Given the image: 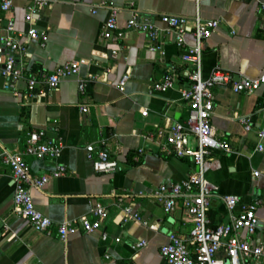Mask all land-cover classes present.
Listing matches in <instances>:
<instances>
[{
    "label": "crops",
    "instance_id": "obj_1",
    "mask_svg": "<svg viewBox=\"0 0 264 264\" xmlns=\"http://www.w3.org/2000/svg\"><path fill=\"white\" fill-rule=\"evenodd\" d=\"M100 0H49L50 6L25 20L31 0H13L9 12L0 10V20L11 18L14 35L25 43V52L16 53L23 66V78L6 85L0 76V151L22 152L28 133L43 130L45 139L62 145L58 162L66 174L50 178L31 196L38 210L54 223L50 234L35 230L30 223L12 213L14 181L7 166L0 163V264H168L159 252L170 233L189 238L191 220L180 203L174 211L164 212L151 193L160 183L179 181L195 171L189 158L163 152L150 132L175 122H183L188 113L180 89L188 84L190 65L181 58L172 32H165L159 15L176 14L189 20L184 35L193 44L190 33L196 14L202 19H217L219 26L203 43L202 75L216 68L227 71L231 80L212 88L214 109L211 123L215 136L225 139L230 152L212 150L205 163V176L218 186V196L210 202L212 225L224 223L228 211L221 195L240 197V205L260 200L256 208L257 226L242 237L259 243L264 264V152L257 150L260 129L264 127V84L253 93L233 92V82L242 77L255 78L264 68V8L253 0H106L120 7L115 39L104 38L102 26L108 10L92 7ZM134 4L160 28L157 43L164 55L151 51V40L125 27L128 11ZM30 27L45 30L47 39L28 38ZM6 34L0 31V35ZM84 59L77 75L63 78L58 87L40 94L27 89L30 75L52 72L58 65ZM129 72L123 90L121 76ZM173 72L172 88L154 91L153 84ZM87 80L84 91L79 81ZM85 104L87 111H81ZM146 109L147 114L141 111ZM247 120L245 129L241 119ZM102 142V143H101ZM100 144L117 161V168L98 172L86 157L85 147ZM143 151L137 154V150ZM138 158V160L135 159ZM33 176L49 174L56 164L50 158L24 155ZM253 170L260 172L258 176ZM102 205L107 216L98 229H79L60 239L55 224L87 216L94 220L93 208ZM138 213L141 221H123L122 207ZM103 232L108 234L102 239ZM140 239L147 244L135 251Z\"/></svg>",
    "mask_w": 264,
    "mask_h": 264
},
{
    "label": "built area",
    "instance_id": "obj_2",
    "mask_svg": "<svg viewBox=\"0 0 264 264\" xmlns=\"http://www.w3.org/2000/svg\"><path fill=\"white\" fill-rule=\"evenodd\" d=\"M261 1V0H253ZM13 6V0H0V10L9 12ZM50 6L49 0H31L26 8L25 20L31 22L34 14L43 7ZM260 7L264 8V1ZM98 8L108 10V17L105 20L101 34L104 38L115 39L117 29V16L120 7L115 6L106 0H100L92 7V12ZM128 11V18L125 22L127 30L144 33L151 43L148 46L151 51H164L157 39L160 28L157 26L151 14L139 9L134 2L130 1L125 5ZM159 20L164 24L165 32L174 34L175 43L182 48L181 58L190 65L186 73L188 84L180 89L182 99L187 103L188 113L183 122H175L164 127H156L150 132V138L156 140L160 149L170 155L179 158H189L195 165V171L186 178L179 181L160 183L151 193V197L159 203L164 212L170 213L175 210L178 203L181 204L185 215L191 220L192 227L189 238L183 239L174 233H170L167 242L159 247L160 254L168 264H258L263 253V247L259 243H252L249 239L242 237L241 232L251 233L257 226L256 208L260 200L243 203L240 208V197L234 194L221 195L228 211V219L224 223L212 225L209 219L210 202L214 196H218V186L205 176V163L212 150L230 152L231 147L225 139L215 136V130L211 123V116L214 109L212 88L217 84H227L231 80L229 72L216 67L208 77L202 75L203 43L209 38L219 26L217 19H202L198 14L192 20L190 31L193 37V44L185 42L184 35L187 32L188 18L176 14H160ZM264 28V26H263ZM14 22L7 18L5 22L0 20V31L6 34L0 35V76L5 80L6 85L11 87L14 82L23 78V66L17 64L16 53L25 52V43L20 42L12 31ZM28 38L39 39L45 43L47 32L30 27L27 31ZM84 59H74L58 65L52 72L41 73L38 76L30 75L26 78L27 89L30 92L41 85L38 92L45 94L47 91L58 87L63 78L78 74L80 65ZM129 78L126 71L118 81V87L123 90ZM176 76L168 71L162 80L153 84V90L164 92L173 87ZM87 80L79 81L78 89L83 92ZM264 84V68L255 78L242 77L233 82V92L253 93ZM81 111H87V106L82 104ZM142 115L147 110L141 111ZM245 129L250 126L247 120L242 118ZM43 130L31 131L25 142L22 152L0 151V163L7 166L14 181L12 213L26 219L37 231L50 234L53 221L44 215L35 206L31 190H40L50 178H58L66 174V167L58 162L61 156L62 145L55 141L45 139ZM257 150L264 152V127L259 130ZM102 143V142H101ZM86 157L91 161L92 167L98 172H110L117 168V161L112 158L101 144L95 148L93 144L85 147ZM143 151L137 150V154ZM24 155L35 158H50L56 160V164L49 174L33 176L29 164ZM138 160L137 157H135ZM252 174L258 176L259 171L253 170ZM123 221H141L150 229H156L155 224H148L147 220L133 212L128 206L122 207ZM92 214L94 220L83 215L78 218L63 221L55 224L57 235L65 239L69 234L79 229L84 232H92L99 228L100 222L107 216V210L97 204ZM108 234L103 232L101 237L106 239ZM147 244L145 239H140L132 245L137 251Z\"/></svg>",
    "mask_w": 264,
    "mask_h": 264
}]
</instances>
